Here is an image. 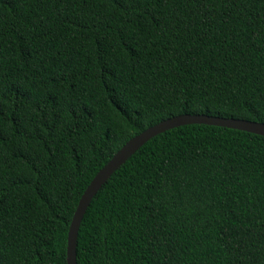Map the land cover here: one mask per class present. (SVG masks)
Segmentation results:
<instances>
[{
    "label": "trees",
    "instance_id": "trees-1",
    "mask_svg": "<svg viewBox=\"0 0 264 264\" xmlns=\"http://www.w3.org/2000/svg\"><path fill=\"white\" fill-rule=\"evenodd\" d=\"M185 113L264 122V0H0V264H67L97 171ZM76 264H264V136L150 138L91 200Z\"/></svg>",
    "mask_w": 264,
    "mask_h": 264
},
{
    "label": "water",
    "instance_id": "water-1",
    "mask_svg": "<svg viewBox=\"0 0 264 264\" xmlns=\"http://www.w3.org/2000/svg\"><path fill=\"white\" fill-rule=\"evenodd\" d=\"M192 123L212 124L229 127L264 136V122L253 121L242 118L220 117L208 114H179L161 120L140 133L129 138L112 157L97 171L87 187L81 194L74 214L72 216L66 248L67 264H76V242L80 223L91 200L107 179L123 164L140 146L153 136L168 129Z\"/></svg>",
    "mask_w": 264,
    "mask_h": 264
}]
</instances>
